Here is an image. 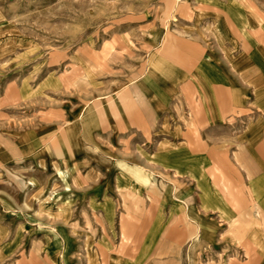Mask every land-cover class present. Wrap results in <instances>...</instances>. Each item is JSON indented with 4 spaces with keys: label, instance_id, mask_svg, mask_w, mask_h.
I'll return each mask as SVG.
<instances>
[{
    "label": "crops",
    "instance_id": "1",
    "mask_svg": "<svg viewBox=\"0 0 264 264\" xmlns=\"http://www.w3.org/2000/svg\"><path fill=\"white\" fill-rule=\"evenodd\" d=\"M257 4L192 0L187 30L164 36L134 80L67 94L63 74L47 75L28 99L30 88L12 84L0 165H42L74 198L59 211L79 214L82 229V214L90 218L85 264H264Z\"/></svg>",
    "mask_w": 264,
    "mask_h": 264
},
{
    "label": "rangeland",
    "instance_id": "2",
    "mask_svg": "<svg viewBox=\"0 0 264 264\" xmlns=\"http://www.w3.org/2000/svg\"><path fill=\"white\" fill-rule=\"evenodd\" d=\"M191 1L0 0V122L12 121V84L30 88L28 99L47 75L63 74L67 94L85 95L97 80L136 79L164 36L187 30ZM60 188L42 165H0V264H85L81 240L91 234L90 218L82 214V229L79 214L60 212L74 200Z\"/></svg>",
    "mask_w": 264,
    "mask_h": 264
}]
</instances>
